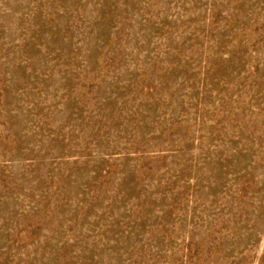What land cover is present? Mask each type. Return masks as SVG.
Instances as JSON below:
<instances>
[{"label":"rangeland","instance_id":"1","mask_svg":"<svg viewBox=\"0 0 264 264\" xmlns=\"http://www.w3.org/2000/svg\"><path fill=\"white\" fill-rule=\"evenodd\" d=\"M0 264H264V0H0Z\"/></svg>","mask_w":264,"mask_h":264}]
</instances>
